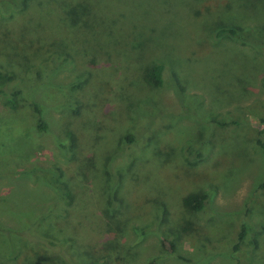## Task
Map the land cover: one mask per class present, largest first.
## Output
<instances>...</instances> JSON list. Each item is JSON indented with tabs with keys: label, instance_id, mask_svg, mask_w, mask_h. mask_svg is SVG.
<instances>
[{
	"label": "rangeland",
	"instance_id": "374dc122",
	"mask_svg": "<svg viewBox=\"0 0 264 264\" xmlns=\"http://www.w3.org/2000/svg\"><path fill=\"white\" fill-rule=\"evenodd\" d=\"M223 27L264 0H0V264H264V48Z\"/></svg>",
	"mask_w": 264,
	"mask_h": 264
},
{
	"label": "trees",
	"instance_id": "16d2710c",
	"mask_svg": "<svg viewBox=\"0 0 264 264\" xmlns=\"http://www.w3.org/2000/svg\"><path fill=\"white\" fill-rule=\"evenodd\" d=\"M223 35H230L231 37H236L240 42L244 44H248L252 46L253 48H258L259 50L264 48V38H257L249 34H244L238 31V28H232V27H223L219 28V30L216 32V36L220 37ZM163 64L162 63H156L149 69L147 73L146 80L147 82L157 88H165L167 87L164 83V79L162 76L163 73ZM12 81V77L10 75H7L6 73L0 71V94L4 93V89L2 87L3 84H7ZM178 82L176 81L175 84H173L171 87L173 90L177 92V89L182 90V86H178ZM20 93L19 90L15 88H11L9 92V96L7 97V102L13 107L16 105V96ZM35 111L40 114V107L38 104H34ZM38 126L40 128H44V122L41 120V118L38 119ZM127 141H131V139L126 138ZM257 143L259 147L261 148L263 154H264V141L257 140ZM208 199V194L204 192H197V193H191L189 194L184 200H186L192 207L194 211H201L204 209L206 201ZM245 229L242 228V231L239 235V238L242 239L244 236ZM95 251V248H93V252ZM98 264H106V260L102 258L99 260ZM146 264H153L152 261L147 262Z\"/></svg>",
	"mask_w": 264,
	"mask_h": 264
}]
</instances>
